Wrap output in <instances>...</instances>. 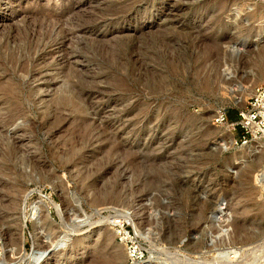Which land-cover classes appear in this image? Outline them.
<instances>
[{
  "label": "rangeland",
  "instance_id": "374dc122",
  "mask_svg": "<svg viewBox=\"0 0 264 264\" xmlns=\"http://www.w3.org/2000/svg\"><path fill=\"white\" fill-rule=\"evenodd\" d=\"M263 13L0 0V264H128L112 215L141 242L135 264H264V143L212 122L263 80Z\"/></svg>",
  "mask_w": 264,
  "mask_h": 264
},
{
  "label": "built area",
  "instance_id": "2783aa9c",
  "mask_svg": "<svg viewBox=\"0 0 264 264\" xmlns=\"http://www.w3.org/2000/svg\"><path fill=\"white\" fill-rule=\"evenodd\" d=\"M254 1L264 6V0ZM230 113L228 108H219L212 118L213 124L239 132L240 135L234 139L236 145L249 146L254 142L264 143V79L253 87L252 94L245 104L236 110L234 119L230 118ZM259 176L264 184V169L259 173ZM262 186L264 188V185ZM109 223L116 230L119 242L127 248V263L135 264L140 261L145 252L136 234L131 230L130 222L121 219V217L114 219L112 215Z\"/></svg>",
  "mask_w": 264,
  "mask_h": 264
},
{
  "label": "bare ground",
  "instance_id": "6f19581e",
  "mask_svg": "<svg viewBox=\"0 0 264 264\" xmlns=\"http://www.w3.org/2000/svg\"><path fill=\"white\" fill-rule=\"evenodd\" d=\"M246 3V2H245ZM254 4L255 3H248L247 2V8L246 9H248V11H247V13L248 12H251V11H253L254 9L251 7V5H253L254 6ZM242 11V10H241ZM241 11H240V13H241ZM237 14V13H236ZM257 15V14H256ZM239 16H241V14H239ZM242 17V16H241ZM232 18V17H231ZM239 18V17H238ZM259 18H261L262 19V24L260 25L262 28H264V13L259 17ZM241 19V18H240ZM243 19L244 20H248V18H247V16L245 15L244 17H243ZM248 22V21H247ZM240 24V23H239ZM246 41V40H245ZM245 41H243L241 44V46L243 47V48H245V44H246V42ZM258 46V45H257ZM242 47H239L237 44H235V45H233V46H231L230 48V52H231V54H233V55H236L237 57H238V55L241 57V53L243 52L242 51ZM244 50V49H243ZM258 51L256 52V59L253 61V63L254 64H256V66H258V67H260V71H263L264 70V46H262L261 48H259V49H257ZM252 51V49H249L248 50V52H251ZM252 53H253V51H252ZM235 56V57H236ZM253 60V59H252ZM233 73H231V75H232ZM262 79V78H261ZM260 79V80H261ZM263 79H264V77H263ZM260 82V81H259ZM259 82H257V83H259ZM256 83V84H257ZM255 84V85H256ZM236 98V97H235ZM238 100H239V98H237ZM236 99V100H237ZM240 102V101H239ZM42 209V208H41ZM221 209V211H218V213H216V215L214 216V218H216V220H220V222L222 221L223 223H222V225H220V226H222V228L220 229L221 230V232L222 233H220V234H223V233H227V229L225 228L224 229V225H225V222H227L229 219H226V218H224V216H225V207H221L220 208ZM31 210V213H30V215L28 216V218L29 219H31V220H34L35 218H37V216H38V210H37V208H31L30 209ZM39 213L42 215V213H43V209L42 210H39ZM44 215V214H43ZM218 218V219H217ZM218 223V222H217ZM224 226V227H223ZM114 231H115V233H116V230L114 229ZM211 243V242H210ZM35 253V252H34ZM47 253V252H46ZM45 253V250H43V251H39V252H36L34 255H32L31 257H32V261H31V263L32 264H35V263H39L41 260H42V258H43V256H44V254H46ZM231 253L232 252H229V251H222L221 252V255L223 256V257H231ZM218 254H220V253H218ZM45 257V256H44ZM220 258H222V257H220ZM43 263H45V262H43Z\"/></svg>",
  "mask_w": 264,
  "mask_h": 264
},
{
  "label": "trees",
  "instance_id": "16d2710c",
  "mask_svg": "<svg viewBox=\"0 0 264 264\" xmlns=\"http://www.w3.org/2000/svg\"><path fill=\"white\" fill-rule=\"evenodd\" d=\"M230 118H231V119H234V118H235V116H234V115H232V114L230 113Z\"/></svg>",
  "mask_w": 264,
  "mask_h": 264
}]
</instances>
